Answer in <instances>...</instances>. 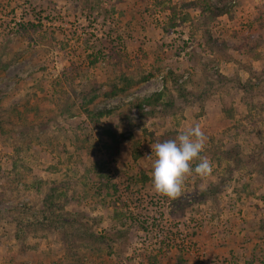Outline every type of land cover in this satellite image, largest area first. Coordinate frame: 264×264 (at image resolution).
<instances>
[{"label":"rangeland","instance_id":"rangeland-1","mask_svg":"<svg viewBox=\"0 0 264 264\" xmlns=\"http://www.w3.org/2000/svg\"><path fill=\"white\" fill-rule=\"evenodd\" d=\"M159 1L0 0V264H264V0H211L231 8L213 17L192 0ZM27 20L36 26L19 24ZM98 49L120 58L92 64ZM151 70L132 92L104 93L122 73ZM94 87L88 106L111 115L94 128L61 115ZM160 90L156 113L128 125L138 156L126 142L112 157L103 139L90 153L72 146L75 124L95 140L103 128L121 132L128 104ZM195 124L214 171L193 173L178 199L212 184L219 193L179 207L154 191L152 146ZM93 160L106 162L117 192L96 193ZM75 214L86 217L62 221ZM247 237L249 249L229 247Z\"/></svg>","mask_w":264,"mask_h":264},{"label":"trees","instance_id":"trees-1","mask_svg":"<svg viewBox=\"0 0 264 264\" xmlns=\"http://www.w3.org/2000/svg\"><path fill=\"white\" fill-rule=\"evenodd\" d=\"M166 0H162L159 1L158 3L160 5H163L165 3ZM169 1V0H168ZM195 3L199 9L200 12L203 14H210L211 17L213 16H217V15H221L225 12H230V6L228 5H223L220 8L213 5V3L211 2V0H192V3ZM163 8L165 6H162ZM173 12V14H175L174 8H172L171 10ZM20 25L23 26H36L35 23H33L32 21H22L19 23ZM26 29H28L26 27ZM7 37H9V34L7 35ZM118 50H107V52H104L103 50H95L93 52V54H90L91 56H89V62L92 64L97 63L98 61H107V59L105 57L108 56H116L118 59L120 58V54L117 52ZM109 53V54H108ZM8 63H3L2 64V69L7 66ZM156 70H151L148 71L146 73H139L137 74L136 77L134 76H128L125 74H121L119 75L118 79L121 81V85H117L116 83H112L110 88L105 91L104 93L107 96H115V95H119V94H125V93H129L132 92L134 88H136L138 85H140L143 81L147 80L149 77L153 76L155 74ZM168 77L173 78L174 76V72L173 69L170 68V70L168 71ZM165 75V77H166ZM31 77V75H30ZM173 82H176V80L171 79ZM93 92L85 94L84 96H82V100L80 102V107L78 108V110H81L80 112L78 110H72V108L70 107V105L66 104L63 108V110H61V115H64L67 117H71V116H75L78 114L83 115L84 119H85V123L87 125L90 126V128H94L96 125L100 124V119L102 116L105 115H111L112 112H114L116 110V108H112V107H103L100 109H94L89 107L88 105L90 103L93 102V100L97 97V95H99V88H92ZM163 93L164 91L160 90L157 92H153L151 93L149 96H143V97H138L136 98L134 101L130 102L128 104V108L126 110V112L120 113L119 117H120V123L126 125V129L121 131V132H116L114 129L112 128H103L101 129L96 137L97 140H95L93 138V134L91 131H89L87 129L86 126H81L79 124H75L72 127L71 130V143L72 146L74 147L75 150L79 151H85V152H93V149L96 148V143L95 141L98 143L99 140H101V149L104 150V152H106L107 156L112 157L116 154H118L119 151V144L121 142H126L133 155L134 156H138L139 152H138V145H139V139L135 138V136L133 135V133L129 130L128 125L129 123L135 119V118H141V117H145V116H153L156 111H157V107L161 104V99L163 97ZM170 100H169V104H170ZM167 104H168V100H167ZM232 109V108H231ZM225 111V115L228 116L230 115V108H225L223 109ZM78 154V153H77ZM70 158L73 159L74 165H76L80 159L78 155H70ZM107 168L106 162L103 160H93L90 164V166H86L85 169L87 171V175L90 177H92L93 175H96V181H99L97 183V185H95L96 188V193H100L101 189L106 187V188H111L113 190V193L117 192L115 184H112L110 182V178L109 176L105 173V170ZM147 176L143 174L142 178L145 179ZM15 179V178H14ZM221 181V180H220ZM220 183V182H219ZM52 191L55 189V187L51 188ZM57 191V190H55ZM54 191V192H55ZM58 192V191H57ZM60 193V192H59ZM217 193H219V185L218 184H212L209 185L207 187H205L203 190H200L198 192H196V195L193 196V198L190 199H178L174 201L175 205H179V207H183L184 205H189L190 202L192 201H196V202H202L206 199H215ZM177 201V202H176ZM116 215V214H115ZM84 217H86L83 214H78V215H70L64 219H62V221H66L69 220V223H73V222H77L80 223V219H84ZM128 216L125 215L124 218L126 219ZM57 218H59L57 216ZM92 219V218H91ZM93 221L95 220L94 218L92 219ZM98 222H100L97 219ZM86 226V222H83ZM83 227V224H80V226H76L77 228ZM83 233L86 234L85 229H83ZM94 237H99V235H95L93 234ZM101 237V236H100ZM103 237V236H102ZM178 261H181V259L177 258ZM150 264H155L150 263Z\"/></svg>","mask_w":264,"mask_h":264},{"label":"clouds","instance_id":"clouds-1","mask_svg":"<svg viewBox=\"0 0 264 264\" xmlns=\"http://www.w3.org/2000/svg\"><path fill=\"white\" fill-rule=\"evenodd\" d=\"M206 142L205 132L199 124H195L187 127L175 139L152 146L155 155L152 181L156 194L176 200L184 195L185 184L193 173L202 180L213 174L212 161L201 155Z\"/></svg>","mask_w":264,"mask_h":264},{"label":"crops","instance_id":"crops-1","mask_svg":"<svg viewBox=\"0 0 264 264\" xmlns=\"http://www.w3.org/2000/svg\"><path fill=\"white\" fill-rule=\"evenodd\" d=\"M252 232H253V231H252ZM242 233H244L243 230H241V234H242ZM250 236H251V235H250ZM215 239H216V238H215ZM247 239H249L250 241H249V242H246L245 240L242 241V242H238V241H236L235 244H229V247H233L234 249H239L240 251H241V250L249 249L250 246H253V244H252V241H253V240H251V239H253V238H249V237H247ZM254 241H255L254 243H256V240H254ZM227 242H229V238H228ZM249 244H250V245H249ZM171 250H172V249H171ZM219 250H222V248L219 249ZM219 250H218V251H219ZM251 250H253V247H251ZM172 253H174V251H172ZM175 254H176V253H175ZM244 254H245V252H244ZM175 256H176V255H175ZM178 257H179V256H178ZM187 259H188V262H186V263H182V264H194L190 256L187 257ZM229 259H230V258H229ZM247 259H248V258H247ZM244 261H245V260H243V262L240 261L239 263H240V264H243ZM253 261H254V259H253ZM172 264H176L174 258L172 259Z\"/></svg>","mask_w":264,"mask_h":264},{"label":"built area","instance_id":"built-area-1","mask_svg":"<svg viewBox=\"0 0 264 264\" xmlns=\"http://www.w3.org/2000/svg\"><path fill=\"white\" fill-rule=\"evenodd\" d=\"M202 253H204V251H202Z\"/></svg>","mask_w":264,"mask_h":264}]
</instances>
